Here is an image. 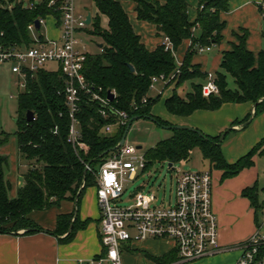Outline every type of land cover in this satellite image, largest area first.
<instances>
[{
  "label": "trees",
  "instance_id": "trees-1",
  "mask_svg": "<svg viewBox=\"0 0 264 264\" xmlns=\"http://www.w3.org/2000/svg\"><path fill=\"white\" fill-rule=\"evenodd\" d=\"M0 7V43L30 47L34 40L28 25L36 19L53 16L60 18L57 6H49L50 0H43L34 7L16 5ZM136 3V14L139 20L156 26L160 35L168 36L172 49H166L162 42L155 49H149L143 42L124 9L121 0H94L96 15L87 26L88 33L102 39L103 46L99 53H88L84 63V74L88 82L102 88V93L109 90L116 93L112 101L114 107L127 111L131 118L152 116L157 124L174 125L160 117L152 115L153 105L160 99L150 96V85L155 75L171 76L180 69V73L171 81L177 88L186 81H192L193 89L186 95L175 89L166 100L167 109L177 115H189L196 109H219L224 103L252 101L256 103L264 96V49L254 53L247 46L248 30L235 33V41L222 55L220 69L215 79L220 92L204 96L202 86L207 74L202 73L197 65L191 62L192 56L201 46L219 44L223 40L226 22L222 13L228 11L230 0H200L198 17L195 22L188 19L187 0H130ZM204 6L203 8H200ZM108 18L102 24V16ZM57 20V19H56ZM199 34H195L196 29ZM187 38H192L188 54L182 65L177 63L175 51ZM134 68V70L131 69ZM232 77L235 86H231ZM204 78V83L195 79ZM25 91L19 95V130L14 134L0 133V232L12 233L29 227L38 228L29 213L33 210L48 208L59 204L64 199H75L81 185H95L97 172L108 149L117 146L127 126H116L112 132H105L108 122L97 112L96 104L89 102L85 94L79 104L76 118L79 121L80 137L76 145L69 140L71 117L64 94L65 78L60 68H44L37 73L29 74ZM147 97V103L143 99ZM34 113V119H27V112ZM264 112V100L256 109L255 116ZM244 121H235L240 125ZM197 129V128H196ZM230 129V132L237 129ZM173 135L161 139L146 154L147 170L154 162H184L192 151L199 147L204 159L211 168L224 171L223 177L234 176L246 167L254 164V156H264V139L259 141L246 155L237 162L228 163L221 150L219 136L212 137L205 133L200 135L196 130L171 129ZM199 130V129H197ZM201 131V130H199ZM202 132V131H201ZM226 135V136H227ZM14 136L22 162L27 165L22 173L25 184L19 187L15 196L11 195V182L8 179L10 157L2 153L1 148L7 145ZM226 138V137H225ZM225 140V139H224ZM91 169L85 173L86 165ZM257 183L244 189L243 195L250 198L258 214L264 215V203L259 199ZM79 196V199H80ZM79 206V200H78ZM263 209V210H262ZM72 215H60L56 234L68 233L72 224ZM76 218L71 232L61 238L70 240L79 226ZM34 231H27L24 234ZM170 257L162 255V261L177 258L173 250Z\"/></svg>",
  "mask_w": 264,
  "mask_h": 264
},
{
  "label": "built area",
  "instance_id": "built-area-1",
  "mask_svg": "<svg viewBox=\"0 0 264 264\" xmlns=\"http://www.w3.org/2000/svg\"><path fill=\"white\" fill-rule=\"evenodd\" d=\"M77 0H50L49 6H57L60 18L57 23L61 30L59 38L53 39L42 33L47 20L40 18L41 27L35 21L28 25L34 43L30 47L0 43V64L10 63L12 72L24 76L25 87L29 74L57 64L65 78L64 94L69 107L71 125L69 140L76 145L80 133L76 114L82 95L89 102L96 104L97 112L108 122L104 131L112 132L114 126H127L131 115L117 109L112 104L116 98L109 99L108 92L102 93L101 87L88 82L84 74V63L88 48L78 37L86 30V15L77 11ZM29 7H34L30 4ZM201 6L200 8H203ZM264 18V2L262 4ZM166 49H172L173 43L164 36ZM211 46H201L198 52L210 50ZM51 69V68H50ZM54 70V69H51ZM180 73L177 69L171 76L155 75L152 77L150 90L162 81L165 86ZM219 85L215 75L207 73V80L202 86L204 96L218 94ZM148 98L143 99L147 103ZM137 148L125 143L111 151L100 164L96 172L97 201L101 209L100 241L102 251L79 264H123V253L127 246L145 240H172L176 251L175 263L201 259L216 254L219 246V221L213 207V177L210 169L199 171H180L176 180V199L170 206H157L155 194L136 192L130 206H122L119 201L125 192L126 175L135 179L140 171L144 172L147 164L146 155H138ZM86 168L91 169L87 164ZM240 256L235 264H264V215L257 223L256 231L238 246Z\"/></svg>",
  "mask_w": 264,
  "mask_h": 264
},
{
  "label": "crops",
  "instance_id": "crops-1",
  "mask_svg": "<svg viewBox=\"0 0 264 264\" xmlns=\"http://www.w3.org/2000/svg\"><path fill=\"white\" fill-rule=\"evenodd\" d=\"M121 2L131 19L135 31L141 35L146 46L149 49H155L160 45L164 37L158 33L155 25L137 18L136 3L130 0H121ZM187 2L189 5L188 19L190 22H195L198 17L200 0H187ZM263 2L264 0H230L228 11L222 13V19L226 22L223 30V40L219 44L211 45L210 50L196 52L191 58L192 64L197 65L204 74L211 72L216 75V72L220 69L223 52L231 47V43L235 41V33L240 32L242 29L248 30L247 46L251 51L257 54L264 49ZM96 12L97 8L95 6L94 10L79 13L86 16L91 13L92 22ZM102 17H104L106 25L108 18L104 15ZM48 18L52 23L54 35H49L46 31H42V33L49 38L57 39L61 34L57 20L53 16H48ZM199 32V28L195 30V34H199ZM192 42V38L185 39L175 51V57L179 65L183 64L193 44ZM229 81L231 86L234 87L235 83L232 77L229 78ZM195 82L204 83V78L195 79ZM158 83L161 84L158 86ZM158 83L156 88L150 90L149 93L151 97L161 95L160 99L153 105L152 115L175 125L195 127L212 137L219 136L231 126L237 129L230 132L221 145L222 153L228 163L237 162L259 141L264 139V112L255 116L252 122L244 128H236L238 125H233L235 121H244L249 116L253 108L252 101L227 102L216 110L196 109L189 115H177L167 109L166 100L173 95L175 89L184 95L192 91V81H186L178 88L175 83L167 86L162 81ZM1 152L8 155L9 150L6 145L1 148ZM17 154L15 155L14 165L11 166L7 176L12 185V196H15L19 187L25 184L22 173L27 165L24 162L23 165L18 166L20 155L19 152ZM253 159L254 164L252 166L246 167L230 177H223L224 171L221 169L207 168L211 170L213 177V207L219 221V249L223 252L228 247H234L235 245L237 247V251L227 264L236 263L241 253L238 246L257 229V209L250 198L243 195L244 189L257 183L259 199L264 203V191H261V189H264V156L255 155ZM75 212V199L67 198L59 204L45 209L33 210L29 213V218L37 223L41 230L27 234L22 232H0V264H79L80 260H88L99 254L102 251L100 241L102 213L97 201V183L87 186L83 190L77 211L79 226L70 240L62 241L61 238L65 237L67 232L60 235L56 234L59 216L72 215L73 220ZM164 241L172 243L171 249L168 248L165 252L159 254L164 255L174 250L172 240L149 239L142 241V243H161ZM148 248L150 249V246ZM126 253L125 249L123 258Z\"/></svg>",
  "mask_w": 264,
  "mask_h": 264
},
{
  "label": "rangeland",
  "instance_id": "rangeland-1",
  "mask_svg": "<svg viewBox=\"0 0 264 264\" xmlns=\"http://www.w3.org/2000/svg\"><path fill=\"white\" fill-rule=\"evenodd\" d=\"M43 0H15L12 4L16 5L21 2L24 6L30 4H39ZM11 0H0V7L10 5ZM78 12H85L87 10H94L93 0H77ZM50 18L44 23L42 31H46L49 35H54L52 29V23ZM102 24L105 25L104 17H102ZM78 37L82 38V43L86 44L89 53H99L100 47L98 43H101L102 39L93 36L88 33L87 30L80 31ZM48 68L57 70L59 67L57 64H50ZM161 83H158V86ZM25 79L24 76H18L12 72L10 63L0 64V133L7 132L14 135L19 130V123L17 118L19 116V95L25 91ZM116 125L114 126V129ZM174 131L165 128L151 119L140 118L133 122L131 129L126 138V144L135 146L138 150V155H146L149 149L154 147L158 141L173 135ZM9 150L10 156V169L14 165L15 155L17 153V144L14 140V136L10 139L6 145ZM141 146V148H138ZM12 160V161H11ZM23 165L21 157L18 158V166ZM210 167L209 161L204 159L202 151L199 147H196L190 156V158L184 162H175L170 166L169 162H154L147 170L139 173L135 179H129L126 175L125 180V192L119 203L122 206H130L133 203V195L136 192L143 191L144 193H153L157 199L154 204L157 206L167 207L170 206L176 199V180L180 171H199ZM22 169V168H20ZM98 171V170H97ZM95 178L96 173H94ZM264 185V184H263ZM261 191H264V189ZM259 218H262V214H259ZM148 244V245H147ZM102 245V244H101ZM147 245V247H146ZM150 246V249L148 248ZM172 248V243L164 241L161 243H134L133 246L126 247V254L123 258V264H173L179 257L173 260L164 261L160 260L162 255L167 249ZM234 247H228L225 251H220L218 254H212L203 257V260L196 259L193 261H187L177 264H227L232 258L236 250ZM172 251L167 255L170 257ZM203 260V261H202Z\"/></svg>",
  "mask_w": 264,
  "mask_h": 264
},
{
  "label": "water",
  "instance_id": "water-1",
  "mask_svg": "<svg viewBox=\"0 0 264 264\" xmlns=\"http://www.w3.org/2000/svg\"><path fill=\"white\" fill-rule=\"evenodd\" d=\"M91 19H92V14L89 13V14L87 15V17H86V22H87L88 25L91 23ZM35 24H36V27H37L38 29L41 27V23H40V20H39V19H36V20H35ZM98 45H99L100 48L103 46L102 43H98ZM131 69L134 70L133 67H131ZM114 96H115L114 93H113L111 90H109V91H108V97H109V99H114ZM263 100H264V96L261 97L256 103L253 104V108H252V110H251V112H250V118H249L248 120H246L245 122H243L242 124L238 125L236 128H244V127H246L249 123L252 122V120L254 119V115H255V109H256L257 105H258L261 101H263ZM34 118H35V117H34V113H33L32 111H28V112H27V119H28L29 121H32ZM137 119H140V117H139V116H135V117H132V118H131V120H130V122L128 123V125H127V127H126V129H125V132H124V134H123L121 140H120L119 143L117 144V146L114 147V148H112V149H108L107 151H105V152L102 154V156H105V155H107L108 153H110L111 151H114V150L120 148V147L125 143L126 138H127V135H128V133H129V131H130V129H131V126H132L133 122H134L135 120H137ZM148 119L154 120V118H153L152 116H148ZM163 127H165V128H169V129H188V130H196V131H198V133H199L200 135H204L203 132H201V131L197 130L195 127H192V126H189V125H177V124L175 125V124H174V125H164ZM230 128L235 129L234 126H231ZM229 130H230V129H226V130L222 133V135H221V137H220V141H219L217 144H221L222 141H224V139H225V137H226V135H227V133H228ZM138 148H141V146H139ZM90 164H91V163H89V165H90ZM170 166H172V163H170ZM87 171H88V169L86 168V169H85V173H86ZM84 186H85V184L83 183V184L81 185V188H80V190H79V192H78L76 198H75L76 212H75L74 219H73V222H72V224H71V226H70V228H69L68 233L71 232V230H72V228H73L74 221L76 220V218H77V216H78V214H77V211H78V200H79V196H80L81 191H82V189L84 188ZM37 230H38V228H35V227H29V228L22 229V230H20V231L14 232V233H18V232H22V233H24V232H27V231H37ZM68 233H67V234H68Z\"/></svg>",
  "mask_w": 264,
  "mask_h": 264
}]
</instances>
